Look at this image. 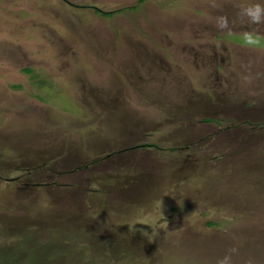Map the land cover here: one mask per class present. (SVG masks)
Masks as SVG:
<instances>
[{"label": "rangeland", "instance_id": "374dc122", "mask_svg": "<svg viewBox=\"0 0 264 264\" xmlns=\"http://www.w3.org/2000/svg\"><path fill=\"white\" fill-rule=\"evenodd\" d=\"M257 5L0 0V264H264Z\"/></svg>", "mask_w": 264, "mask_h": 264}, {"label": "flooded vegetation", "instance_id": "af4514ba", "mask_svg": "<svg viewBox=\"0 0 264 264\" xmlns=\"http://www.w3.org/2000/svg\"><path fill=\"white\" fill-rule=\"evenodd\" d=\"M97 10H100V9H97ZM141 137V136H140ZM145 142V141H144ZM156 144L155 143H150V142H145V143H142V144H136L135 146H132V147H130V148H134V150H133V152H134V155H137V151H142L143 149H141L142 147L144 148V147H146V146H154V147H156L155 146ZM141 147V148H140ZM226 148H227V146L226 147H224V150H226ZM123 149H124V147H123ZM122 149V150H123ZM144 149H146V148H144ZM172 151L173 150H171V154H172ZM116 152H118V151H116ZM114 153V152H113ZM222 153H224V152H219V153H217L216 154V156L214 155L213 157H216V159H212L210 156H203V155H200V154H198L197 156L198 157H195L196 159H195V161L196 162H194V165L193 166H195V169H196V172H195V174L198 176V174L201 172V171H204V169H211L213 166H215V165H219L218 167L220 168V169H224V170H226V168L227 167H229V166H231V164L233 163V162H235L236 160H237V158H234V157H232V156H234V155H232V156H230V157H228V155L226 154V153H224L225 155L224 156H222ZM109 155L111 154V156H112V152H110V153H108ZM174 154V153H173ZM231 154H234L233 152L231 153ZM168 155V154H167ZM170 156H172V155H170ZM218 156H222V157H226V158H221V157H218ZM140 157V156H139ZM168 157H169V155H168ZM102 157H100V159H101ZM134 158V157H133ZM132 158V159H133ZM144 158V157H143ZM147 157H145V159H146ZM162 159H163V161L160 163V165H159V168H160V170L161 169H166L167 168V165L169 164L168 162L170 161V160H173L172 158L173 157H170V158H167V156L166 157H161ZM228 158V159H227ZM175 159V158H174ZM146 160H148V159H146ZM168 160V161H167ZM149 161V160H148ZM94 162H96V161H92V162H90L89 161V163H86L85 162V165H83L82 167L81 166H79V167H81V168H87L88 166H89V164H91V163H94ZM135 163V162H134ZM138 164V163H137ZM172 164H173V161H172ZM155 166H156V164H155ZM159 168H157V169H159ZM179 168H180V166L178 165L174 170H169L168 171V174L167 175H169V174H171V173H173V174H177V171L179 172ZM167 169H169V168H167ZM162 173H160L159 175H162L163 177H159L158 178V182H161V184H162V182L165 180V171H161ZM219 172V171H218ZM192 175V174H191ZM213 176V175H212ZM170 177H172V176H170ZM173 177H174V175H173ZM209 179H211V182H214V178L215 177H208ZM166 179H168V178H166Z\"/></svg>", "mask_w": 264, "mask_h": 264}, {"label": "clouds", "instance_id": "9594fccd", "mask_svg": "<svg viewBox=\"0 0 264 264\" xmlns=\"http://www.w3.org/2000/svg\"><path fill=\"white\" fill-rule=\"evenodd\" d=\"M262 11H264V9H262L259 5L255 6V14L253 15V19L258 21ZM249 14L251 15L252 13L250 12Z\"/></svg>", "mask_w": 264, "mask_h": 264}, {"label": "trees", "instance_id": "16d2710c", "mask_svg": "<svg viewBox=\"0 0 264 264\" xmlns=\"http://www.w3.org/2000/svg\"><path fill=\"white\" fill-rule=\"evenodd\" d=\"M206 121H209V119H205Z\"/></svg>", "mask_w": 264, "mask_h": 264}]
</instances>
